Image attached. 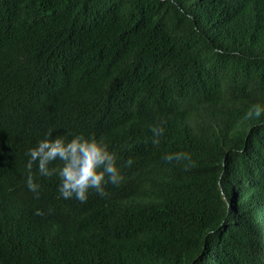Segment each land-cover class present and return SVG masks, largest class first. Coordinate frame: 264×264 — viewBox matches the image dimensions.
<instances>
[{
  "label": "trees",
  "instance_id": "obj_1",
  "mask_svg": "<svg viewBox=\"0 0 264 264\" xmlns=\"http://www.w3.org/2000/svg\"><path fill=\"white\" fill-rule=\"evenodd\" d=\"M255 106L264 0H0V264H264ZM50 128L134 162L105 196L37 176V198L26 152Z\"/></svg>",
  "mask_w": 264,
  "mask_h": 264
},
{
  "label": "clouds",
  "instance_id": "obj_2",
  "mask_svg": "<svg viewBox=\"0 0 264 264\" xmlns=\"http://www.w3.org/2000/svg\"><path fill=\"white\" fill-rule=\"evenodd\" d=\"M264 107L255 106L247 113L248 117L260 116ZM50 128L44 138L26 152V186L37 198L42 185L39 177H57L59 197L64 200L76 199L86 202L92 191L101 196L107 195V186L119 185L123 180L122 168L131 166L133 159L121 161L118 152L102 135L77 133H57ZM164 129L152 128V143L158 144ZM187 154L175 152L165 154L166 161L186 159ZM35 169V172L33 171ZM41 215L40 209L36 210Z\"/></svg>",
  "mask_w": 264,
  "mask_h": 264
}]
</instances>
